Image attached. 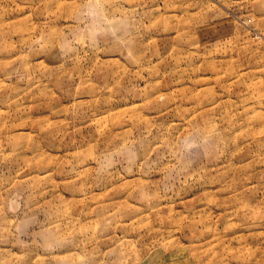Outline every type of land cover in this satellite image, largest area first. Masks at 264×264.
<instances>
[{
    "label": "rangeland",
    "instance_id": "obj_1",
    "mask_svg": "<svg viewBox=\"0 0 264 264\" xmlns=\"http://www.w3.org/2000/svg\"><path fill=\"white\" fill-rule=\"evenodd\" d=\"M0 264H264V0H0Z\"/></svg>",
    "mask_w": 264,
    "mask_h": 264
}]
</instances>
